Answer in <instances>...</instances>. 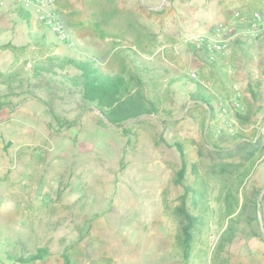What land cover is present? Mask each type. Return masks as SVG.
I'll list each match as a JSON object with an SVG mask.
<instances>
[{
    "label": "rangeland",
    "instance_id": "obj_1",
    "mask_svg": "<svg viewBox=\"0 0 264 264\" xmlns=\"http://www.w3.org/2000/svg\"><path fill=\"white\" fill-rule=\"evenodd\" d=\"M214 5L54 0L69 46L34 12L20 16V3L0 0V264H23L5 253L38 246L49 253L27 264H65L64 254L69 264H264V155L236 148V155L225 154L245 138L264 140L257 93L253 99L246 91L256 92L258 79L244 89L228 85L249 66L260 71L264 33L232 23L235 30L222 34L234 33L226 52L210 57L193 38L213 37L222 21ZM247 8L251 14L264 3ZM66 52L98 55L114 69V52H137L157 112L118 128L82 100L79 88L33 73L48 55ZM236 91L239 107L229 125L216 108ZM176 144L185 153V186L174 182L181 166ZM183 194L200 218L186 257L177 241Z\"/></svg>",
    "mask_w": 264,
    "mask_h": 264
},
{
    "label": "trees",
    "instance_id": "obj_2",
    "mask_svg": "<svg viewBox=\"0 0 264 264\" xmlns=\"http://www.w3.org/2000/svg\"><path fill=\"white\" fill-rule=\"evenodd\" d=\"M18 13L20 16L26 17L31 15L29 10L22 7L18 8ZM34 34L37 41L45 43L46 36L44 34H40L37 31ZM204 49L206 50V48ZM80 55H76L73 52L48 55L43 60L44 63L32 68L33 73L44 77L46 80L49 76L52 78L54 76L57 79L55 83L58 86L60 84L79 88L82 100L97 108L104 118V120L102 119L103 121L118 128H123L132 119L157 112L155 101L147 95V83L144 75L148 72V66H146L143 59L138 57L137 52H135V56H130L128 53L117 54L114 52V55L120 58L117 69L111 67L104 58L98 55H89L88 52H85L83 56ZM127 61H129L130 65ZM65 66H70L75 71H65ZM54 67L57 70H54ZM248 92L253 99L257 98L256 92L251 86H248ZM198 99L203 100L204 103H210L208 99L203 98L201 95ZM3 105L4 103L0 102V109ZM237 116L240 117L242 114L238 113ZM252 139L250 137L243 139V142H236L233 148L225 149V154L236 155L237 152L234 151V148H236L238 151L245 150L248 156L251 157L253 155L252 149L254 147L256 149L259 143L258 140ZM176 147L181 157V166L175 173L174 182L184 185L185 153L181 145L176 144ZM185 196L186 194L181 196V203L176 209L180 219L177 241L183 255L186 257L191 249L192 230L200 222V218L189 211L186 206ZM48 253L47 247L38 246L34 252L28 254L9 255L6 252L5 255L8 259L27 264L43 258ZM63 258L64 263L69 264L67 255L64 254Z\"/></svg>",
    "mask_w": 264,
    "mask_h": 264
},
{
    "label": "built area",
    "instance_id": "obj_3",
    "mask_svg": "<svg viewBox=\"0 0 264 264\" xmlns=\"http://www.w3.org/2000/svg\"><path fill=\"white\" fill-rule=\"evenodd\" d=\"M21 4L22 8L29 10L31 13H35L36 20L42 24L50 27L54 33L61 39L67 42L69 46L73 45L68 33L65 29L63 18L61 13L53 6L54 0H13ZM250 25V31L253 34L264 33V8L260 10H254L251 12L248 18ZM223 27L221 25H215L212 29V36L197 35L193 38V42L196 46L204 45V48L210 53V57L213 53H224L227 48V38L222 37ZM238 95L237 92L228 100L220 101L216 111L217 115L222 118L224 123L232 124L234 119L231 117V113L235 107H239V103L235 98ZM235 96V97H234ZM231 117V118H230Z\"/></svg>",
    "mask_w": 264,
    "mask_h": 264
},
{
    "label": "crops",
    "instance_id": "obj_4",
    "mask_svg": "<svg viewBox=\"0 0 264 264\" xmlns=\"http://www.w3.org/2000/svg\"><path fill=\"white\" fill-rule=\"evenodd\" d=\"M260 3H264V0H216V5H214V6H216V14H215L216 16L215 17L218 20H222V21H219L217 23H218V25H221L223 27V32L224 31L226 32L227 30L228 31L230 30V32H232V30L233 31L235 30V28L232 27V23L248 22L247 20L250 17V14L248 13L247 5H251V4L255 5V4H260ZM200 6H201V9L206 8L205 2L203 4H201ZM228 8H230V9H228ZM200 15H201V18L206 17L205 12H201ZM247 30H249V28H247ZM233 35H234V33H233ZM233 35L230 34L226 38L230 39L231 37H233ZM222 62L223 61L220 58H216V63L221 64V65H223V63H226L228 61H225L223 63ZM260 64H261L260 71H258L254 67L249 66L246 70L248 74H246V75L240 74L239 71L236 74H233L231 76V78L229 77L230 82L228 85H230L229 87H232L230 89L238 88L237 85L239 87H242L241 89H244L246 87L249 79L251 80V79L257 78L258 81L256 82V86H255L256 87V93L258 96L257 105L259 106V110L261 111L260 115L264 118V56H263V59H261ZM222 78H223V76H222ZM246 91H248V86L246 88ZM201 92L205 93L204 91H201ZM237 93L239 95V92H237ZM242 94H243V92H242ZM252 140H258L259 141L258 145L256 146L257 148L255 149V147H254L252 149L253 155H255V157H258V159H259L260 156L264 155V140L258 136H254Z\"/></svg>",
    "mask_w": 264,
    "mask_h": 264
},
{
    "label": "water",
    "instance_id": "obj_5",
    "mask_svg": "<svg viewBox=\"0 0 264 264\" xmlns=\"http://www.w3.org/2000/svg\"><path fill=\"white\" fill-rule=\"evenodd\" d=\"M264 191V188L261 190V193Z\"/></svg>",
    "mask_w": 264,
    "mask_h": 264
}]
</instances>
